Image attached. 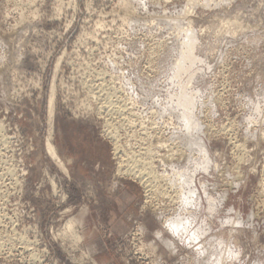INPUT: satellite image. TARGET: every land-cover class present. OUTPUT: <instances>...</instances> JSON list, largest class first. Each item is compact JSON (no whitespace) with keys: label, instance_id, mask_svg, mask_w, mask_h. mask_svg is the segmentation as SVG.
Instances as JSON below:
<instances>
[{"label":"rangeland","instance_id":"rangeland-1","mask_svg":"<svg viewBox=\"0 0 264 264\" xmlns=\"http://www.w3.org/2000/svg\"><path fill=\"white\" fill-rule=\"evenodd\" d=\"M195 258L264 264V0H0V264Z\"/></svg>","mask_w":264,"mask_h":264},{"label":"bare ground","instance_id":"bare-ground-1","mask_svg":"<svg viewBox=\"0 0 264 264\" xmlns=\"http://www.w3.org/2000/svg\"><path fill=\"white\" fill-rule=\"evenodd\" d=\"M184 15H186V14H184ZM54 101H55V88H54V85L52 84L51 87H50V91H49V98H48V105H47V109H48L49 135H48V138L46 139L45 147H46V153L50 157V159L57 165L58 169L64 175H67V173H68L67 172V168H65L66 166H64V164L62 163V161L58 157L57 152H56V149L53 146V144L51 143L53 118H54V113H55V110H54L55 109L54 108ZM111 135L112 134H110V136ZM118 150H119L118 147L115 145V151H116V154L117 155H119ZM150 154H151V151L146 152L144 155L142 153L140 156L135 157V159L133 160V165H129V163L127 162V159H125V160L122 159V157H123L122 155L119 156L120 162H122V164H123V162L125 163L121 167V170L123 171V173L124 174H127L129 176H132V177H134L136 179H138L144 185L145 194H146V200H147L146 203H151L152 201H154L152 196L155 197L156 194H157V192L159 190L164 193V196L169 195V193L171 194V192H170L171 188H169L167 186V184H166V178L167 177L165 175H163V173L159 172L160 169L157 170V167L156 166H154V168H153L152 163H150V161H151L150 160ZM142 155L144 157H142ZM50 184L52 186L53 192L55 193V191H56V184L52 180L50 181ZM160 191H159V194H160ZM162 192H161V195H163ZM172 194H174L176 197L178 196L177 193H172ZM172 194H171V196H172ZM176 197H172V198H175L176 199ZM161 198H162V196H161ZM165 198L168 199L167 197H165ZM156 200H159V199L156 198ZM173 200L174 199H172V200L169 199V202L171 203ZM173 202H175V200ZM159 203H160V201H159ZM155 206H157V205H155ZM158 207H160V206H158ZM163 222L167 224L168 230L170 231V233L172 234V236H174V234H180V231H178V228L180 227V224H177L172 219L163 220ZM74 227H75L74 221L69 218V220L67 219V221L65 222V224L63 225V227L62 226L60 227V228H62L61 231L58 230L59 233L58 232H56V233L59 236H62V237L63 236H68V237L69 236H73V238L75 237L77 239V241L80 242L82 240V238H80L79 236H77L74 233L75 232ZM187 233H188L189 237H192L193 236V232L190 231L189 228L187 229ZM161 235H162V232H160V231H158V232L155 233V237H160ZM58 239H60V238L58 237ZM78 242H76V244ZM70 244L73 245L72 242ZM209 244H210V242L208 241V244H206L207 247L209 246ZM162 245L164 247H167L173 254L177 253V247L175 246L174 243L172 244L169 241H163V244ZM74 247L76 248L75 245H74ZM77 247H79V246H77ZM207 247L205 246V249L206 250H207ZM78 250H80V249H78ZM202 250H204V247H203V245L201 243V246H199L194 251L196 253H198V252L201 253ZM81 255H82V253H81ZM204 261H205V259L198 260V258H195V263L196 264H199L200 262H204Z\"/></svg>","mask_w":264,"mask_h":264}]
</instances>
